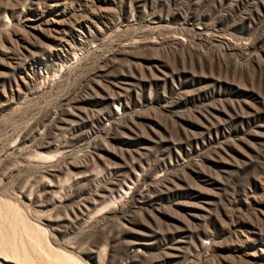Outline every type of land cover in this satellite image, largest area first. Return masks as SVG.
<instances>
[{
  "label": "rangeland",
  "instance_id": "374dc122",
  "mask_svg": "<svg viewBox=\"0 0 264 264\" xmlns=\"http://www.w3.org/2000/svg\"><path fill=\"white\" fill-rule=\"evenodd\" d=\"M0 264H264V0H0Z\"/></svg>",
  "mask_w": 264,
  "mask_h": 264
},
{
  "label": "bare ground",
  "instance_id": "6f19581e",
  "mask_svg": "<svg viewBox=\"0 0 264 264\" xmlns=\"http://www.w3.org/2000/svg\"><path fill=\"white\" fill-rule=\"evenodd\" d=\"M3 259H4V261H8V262L11 261V260H9V258L7 259V258H4V257H3ZM12 261H13V260H12Z\"/></svg>",
  "mask_w": 264,
  "mask_h": 264
}]
</instances>
